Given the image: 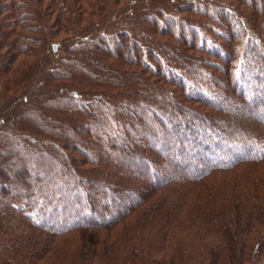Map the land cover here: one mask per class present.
<instances>
[{"label": "trees", "instance_id": "obj_1", "mask_svg": "<svg viewBox=\"0 0 264 264\" xmlns=\"http://www.w3.org/2000/svg\"><path fill=\"white\" fill-rule=\"evenodd\" d=\"M258 70L264 74V0H0V264H54L71 252L82 259L74 264H264V190L256 179L233 183L224 176L245 161L263 166L264 131L237 121L239 115L184 106L192 101L219 112L240 103L263 116ZM171 84L181 89L169 105L155 95ZM131 103L159 127L166 122L176 146L189 132L190 143L166 153L193 151L192 160L178 166V158L161 176L169 166L157 156L160 148L155 155L138 143L117 147L112 140L108 147L103 139H112L111 129L119 135L117 116L132 117ZM176 113L191 120L179 122ZM95 116L104 120L92 133ZM240 124L241 135L234 132ZM147 132L136 131L148 143L154 130ZM212 149L222 159L215 161ZM44 150L66 163L74 181L62 196L39 191L44 199L37 200L29 184L38 178L30 174L55 164ZM113 155L138 158L148 185L114 174ZM151 165L157 172L150 176ZM57 179L50 174L47 184ZM91 182L99 191L79 197L75 190ZM64 240L88 241L91 252L83 254L82 245L63 250Z\"/></svg>", "mask_w": 264, "mask_h": 264}, {"label": "rangeland", "instance_id": "obj_2", "mask_svg": "<svg viewBox=\"0 0 264 264\" xmlns=\"http://www.w3.org/2000/svg\"><path fill=\"white\" fill-rule=\"evenodd\" d=\"M248 40L250 41V39H248ZM248 44H250V43H248ZM245 55L249 56L248 49L245 50ZM53 59L55 61H57L59 59V53H57V50L54 51ZM214 61H215V59H214ZM218 63H219V66L222 64L221 59H218ZM192 66L194 67L195 65H192ZM258 71H259L258 73L262 74V76L264 77L263 72L261 70H258ZM246 77L247 76H245L243 78L245 80V82H246V79H247ZM154 80L160 81V83H159L160 85L163 82L162 79H154ZM244 84H247V83H244ZM165 87H166L167 91H165V92L162 91V92L156 94L155 97L163 98L165 100V103L170 105V104H172V100H171L173 98V94L172 93L175 94L176 91L180 90L181 88L177 87L176 84L165 85ZM186 88H188V87H186ZM220 88L223 89V87H220ZM245 89H246V87H244V90ZM166 94L169 95V96H167ZM222 100L223 99H218V100L217 99L216 100L213 99L211 101L216 104V101L220 102ZM226 101H227V99H225V102ZM134 102H136V101H134ZM123 103L124 102H122V104ZM125 103H126V106H127L128 103L126 101H125ZM135 105H138V104L131 103V108H129V109L133 110L132 111L133 112V116L132 117H129V116L128 117H124L121 113H120V116H117V119L119 120V124H118L119 135L113 134L115 132H114L113 129H111V132H112L113 135L111 133L110 134L108 133V135H111L112 139L109 138V137H107L106 140L103 139L105 141L106 145H107V142L109 143L112 140H113L112 143H116L117 147H119V146L120 147L121 146H123V147L124 146H130V145H132L134 143L135 144L138 143V145L141 146L140 148H142V151L150 150L155 155L158 154V153H156L158 151L156 148H160L162 150L161 154L157 155V156H164V157L166 156L165 159H162V162H163V164H165V168L166 169L169 166V170L166 173L164 172L163 174H161V176L169 175L172 172L171 171V165L177 164L178 158L184 157V159L182 160V162H184V163L180 162L178 166L187 164L189 162V160H192V158H191L192 156L189 157V155H191L193 153V151L190 152V153H187V154L185 152L184 153L182 152L183 154H181V153L178 154L175 151V156L174 157H168L167 156L168 154L166 153L167 151L173 150L172 148L176 149L178 146H181L184 143L185 144L186 143H190L191 136H190L189 132H185V133L181 134L182 135V138H181L182 144L176 146L177 140L175 139V137H176L175 136V131L173 132L171 129L167 128L168 124L166 122L164 124H160V127H159V123L151 118V115H150V113H148V111H142L141 112L142 109H137L136 107H134ZM237 105L238 104H232V105H228L227 107H223V105H222L221 106L222 110L219 111V112H216V111H213L211 108L206 107L205 105H203L201 103H195V102H192V101H185L184 102V106L185 107H189V108H197L198 107V108H200V109H202V110H204L206 112H214V114H217L218 116H223V115L238 116L239 115V117H235L238 120L237 119H235V120L242 121V122H248L250 124L252 123V124H254V126L256 125V126H258L257 128H261L262 131H264V115L261 116V114H258V115L256 114L257 115L256 116L255 113H252V112H251V114L247 113L246 110H243V108L241 107L240 103H239L238 107H237ZM227 113H230L231 115L227 114ZM175 115H176V117H178L179 122H183V121H186V120H188V121L191 120V118L188 117L189 114L180 113L181 117L183 116L182 118L179 117L180 115H178L177 113ZM242 116L247 117V118H243ZM164 117L167 119V122L169 123L168 116H164ZM259 118L263 119V120L261 119L262 123H261V121L257 120ZM94 119H95L96 123H95V126L91 125V129H93L92 133H93V131L99 132L98 124H101L102 121L104 120V118H101V116H97V117L95 116ZM250 119H251V121H250ZM132 120L134 122H137V121L139 122V125L135 126L136 128L134 127V125H136V124L133 123ZM255 122H259V123L256 124ZM258 124H260V125H258ZM130 126L132 127V129H126V128L130 127ZM216 127H217L218 130L225 129L227 131H232V129H228V127L224 126L223 124H218ZM237 127L238 128H236L234 130V132H236V133H238L240 135L243 134L244 131H246V129L243 128L244 127L243 124L237 125ZM148 128H153L154 132L150 133V135L152 134L151 136L150 135L147 136V134H146V136L148 138V143H147V142H145L146 140L145 141L144 140H140V138H139L140 136L136 133V131H138V133H141V132L148 133L147 132ZM193 128H194V130H196V126H194ZM88 130L89 129L86 128V132ZM122 130H123V132H121ZM197 133H200V132L197 131ZM232 135L235 136L234 134H232ZM116 137H117V139H116ZM242 137L244 139V135H242ZM214 138H218V137H214ZM244 141L247 143V139H244ZM143 143H144V145H142ZM71 144L74 145V143H71ZM108 147L105 149L103 155L109 154ZM117 147H116V149H117ZM232 147H233V150H234L233 153H235V152L236 153H238V152L242 153V148L241 147H237L236 145H233ZM153 148H154V150H151ZM116 149H114V150H116ZM83 150H84V148H83ZM90 150H92V148ZM212 150H214V149H212ZM216 150L217 149L214 150V152H216V153L212 152V154H214L215 161H219L220 159H222L223 155L218 156ZM251 152L255 153L256 150L254 149ZM88 154H90V153L84 151L83 156L87 157V156H89ZM247 154L248 153L246 152L245 155L247 156ZM44 155L46 156L45 158H48L50 160L52 159V161L55 163V159H54L53 155H50L48 153V151L44 150ZM215 155H217V156H215ZM211 159H213V158H211ZM31 162L36 163V165H31V167L32 166L33 167H38L39 166V164L37 163L39 161H37V159L32 158ZM98 162H99V160H98ZM104 162L105 161L102 159L101 163H104ZM108 162H111V164L113 166V173L114 174L116 172L121 174V175H125V174L126 175H130L131 174L135 178V180L139 181L138 184H140L141 186H145L146 187L148 185L147 179H146V181H144L143 177L140 176V174H139V170H136V168H138L140 166V160L138 158H133V157H128L127 158L125 156H120L117 159V156L113 155V156H111V159L108 160ZM245 162L246 163H243L241 165V168H242L241 171L247 170L250 173V175L247 176L246 173H244V175H243L241 173V171H235L234 173H236V174H232L231 172L226 171V173H224V176L228 180H232V182L234 180L238 181V180H240L242 178V182L243 183H248V184L251 183L252 180L256 179V180H258L257 183L259 184V186L264 190V160H263V162H260L263 165L260 169L259 168L258 169L253 168L254 167V163H250L248 161H245ZM52 165H53V168H52L51 171H50V169H48L47 171L46 170H43V171L39 170L36 175H32V173L30 174L29 179H32L31 177H33V176H36L38 178V180L33 179V181H32L34 183L33 187H32V182H30V184H29V186H31V189H32V192L30 194V198H36L37 197V200L44 199L43 196L39 197V195H38L39 191H41L43 194H53L54 197H59V196H62L61 194L66 193L65 187L69 186L72 183V181H74V179L72 180L74 175H71L72 173L68 174V176L66 178V173H67V171L65 169L66 163H64L63 160H59L58 162H56L55 164H52ZM151 166L152 167H149L148 172H147L150 176H151V174L157 172L156 167L153 166V165H151ZM181 168L183 169V166ZM255 169H256V173H258L257 175H256V173H255V175H253ZM50 174L51 175L52 174H56L59 179L54 181V184L48 185L47 181H48V177L50 176ZM178 174H180V172ZM223 181L224 180L220 179L218 181V183H220V182L222 183ZM116 182L117 181H112L113 184L116 183ZM235 182L236 181H234L233 183H235ZM38 183H40V185L38 186V188L40 190H37V188H36ZM215 183L216 182L213 181L214 185H216ZM239 184H241V183H239ZM239 184H237V185H239ZM116 185H118V183ZM84 186H85V184H84ZM225 188H228V187L225 186ZM87 190H90L92 192L93 191H97L98 192L99 191V185H96L93 182H91V185L87 186L86 189L83 187V189H81V190L79 189V191L75 190V192L78 193V196L82 198L83 193H89V192H87ZM233 192L236 193L237 192L236 189H234ZM6 194H7V198H13L14 199L17 196V193L14 192V191H10V192H8ZM70 202L71 203H68V202L67 203L70 206L74 207L73 210H75V205H77V204L72 203L71 199H70ZM233 202H235V201L229 200L227 205H231ZM80 204L83 205L82 202ZM261 204H263V202H261ZM263 206H264V204H263ZM247 207H249V206H247ZM113 210H115V208ZM82 213L86 214L84 211ZM250 221L251 222H255V219H252ZM60 244H61L60 247H62L63 250H66L67 248H69L70 250H75V249H78V247L80 245H82L83 247H82L81 251L85 255L86 254H90V252H91V247L90 246H92L88 241H85V242H81L80 241V242H78V244H76L75 240H64ZM84 245H87V246L84 247ZM261 246L264 248V243H261ZM76 253L77 252H71V253H67V255H62L59 258H57V260H56V262L54 264H74V263L82 260L79 256L76 255ZM65 259L67 260V262L62 263L63 261H65Z\"/></svg>", "mask_w": 264, "mask_h": 264}, {"label": "water", "instance_id": "obj_3", "mask_svg": "<svg viewBox=\"0 0 264 264\" xmlns=\"http://www.w3.org/2000/svg\"><path fill=\"white\" fill-rule=\"evenodd\" d=\"M56 50H57V46L53 45V51H56Z\"/></svg>", "mask_w": 264, "mask_h": 264}]
</instances>
